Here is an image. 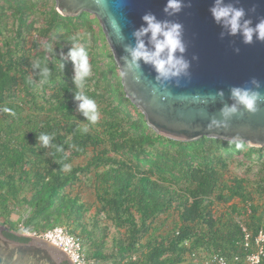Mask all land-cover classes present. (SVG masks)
<instances>
[{
  "label": "trees",
  "instance_id": "16d2710c",
  "mask_svg": "<svg viewBox=\"0 0 264 264\" xmlns=\"http://www.w3.org/2000/svg\"><path fill=\"white\" fill-rule=\"evenodd\" d=\"M100 42L106 38L89 13L63 17L54 0H0L4 235L27 242L14 234L20 226L64 227L82 254L100 264H182L212 255L242 260L251 248H243L241 226L251 247L264 232V148L156 134L126 97L110 50L101 61ZM73 43L88 52L91 75L83 90L98 106L95 124L74 100L67 58ZM37 60L50 69L44 85L32 66ZM40 133L54 134L52 144L62 151L42 147ZM235 162L246 168L244 176L231 173Z\"/></svg>",
  "mask_w": 264,
  "mask_h": 264
},
{
  "label": "water",
  "instance_id": "95a60500",
  "mask_svg": "<svg viewBox=\"0 0 264 264\" xmlns=\"http://www.w3.org/2000/svg\"><path fill=\"white\" fill-rule=\"evenodd\" d=\"M54 2L63 17L83 12L96 17L119 73L125 68L122 57H128L125 48L135 45L133 33L143 25L145 14L181 24L185 51L177 55L188 62L187 74L158 82L153 67L140 62L138 70L126 77L120 75L126 97L144 115L147 126L165 138L192 142L205 137L264 148V103L258 105L255 114L241 109L243 115L233 116L228 128L209 127L211 119H221V109L233 103L232 88H252L264 93V41L254 36L251 43H245L242 34L232 35L215 22L210 12L215 0H182L183 7L174 15L164 12L167 0ZM223 3L243 9L242 22L248 20L252 27L264 20V0ZM144 40L151 47L147 36ZM253 80L259 82V89H255ZM4 231L0 224V264H71L61 250L41 239L20 242L6 237Z\"/></svg>",
  "mask_w": 264,
  "mask_h": 264
},
{
  "label": "clouds",
  "instance_id": "9594fccd",
  "mask_svg": "<svg viewBox=\"0 0 264 264\" xmlns=\"http://www.w3.org/2000/svg\"><path fill=\"white\" fill-rule=\"evenodd\" d=\"M101 2L102 0H97V3ZM182 7V0H167L164 12L168 15H174L180 12ZM210 12L214 21L222 24L230 34H242L245 43H251L254 36L257 40L264 41V20L252 27L250 26V21L243 20L242 22L245 15L243 9L225 5L223 0H215ZM142 21L144 22L143 25L133 33L136 41L135 45L133 47L126 46L125 48V51L128 52V57H122L125 68L121 70L120 75L126 77L130 72L138 70L140 62L153 67L157 73L156 80L158 82L167 81L181 74L186 75L189 64L183 59L182 55H177V53L182 54L185 51V45L182 40V25L159 21L150 13L145 14L142 17ZM146 36L151 47L145 44L144 37ZM43 47L47 52H53L51 44H44ZM67 58L73 65V84L77 89L74 93V100L78 102V111L85 117L86 121L95 124L99 119L98 106L83 90L86 80L91 75L88 52L82 45L73 43L67 53ZM32 66L34 69L39 70V84L48 83L50 69L47 64L45 63L41 67V62L37 60ZM134 78L139 79L138 77ZM251 83L255 86V89L260 88V84L256 80L251 81ZM230 94L233 103L225 105L220 111L221 119L212 118L209 127L228 128V122L233 116L237 114L243 115L241 109L249 114H255L258 111V105L264 103V93L252 88L234 87L230 90ZM218 95L222 96L223 94L218 93ZM4 111L10 112V109L5 108ZM81 131L87 132V126ZM37 139L42 147H55L57 152L62 151L60 146L52 144L54 134L40 133ZM236 147L241 148L242 145L237 143ZM63 171L70 172L71 165L65 164Z\"/></svg>",
  "mask_w": 264,
  "mask_h": 264
},
{
  "label": "built area",
  "instance_id": "2783aa9c",
  "mask_svg": "<svg viewBox=\"0 0 264 264\" xmlns=\"http://www.w3.org/2000/svg\"><path fill=\"white\" fill-rule=\"evenodd\" d=\"M244 233L243 248L249 250L245 257L241 260L239 257H234L232 262L227 261L219 255H212L201 259H193L182 264H260L261 258L264 255V232L259 231L254 239V245L250 246L251 235L242 225ZM19 237L26 239H41L59 250H61L69 259L71 264H100L94 259H87L82 254L80 242L77 237L68 233L64 227L56 226L54 228L38 232L30 229H25L20 226L17 233Z\"/></svg>",
  "mask_w": 264,
  "mask_h": 264
},
{
  "label": "rangeland",
  "instance_id": "374dc122",
  "mask_svg": "<svg viewBox=\"0 0 264 264\" xmlns=\"http://www.w3.org/2000/svg\"><path fill=\"white\" fill-rule=\"evenodd\" d=\"M97 22H98V24H99V21L97 20ZM100 25V24H99ZM101 27V26H100ZM95 30L97 31L98 30V27H96L95 26ZM100 50H99V52H100V59H101V61L104 59V58H106L107 57V50H110V47H109V45H108V42H107V40H106V42L105 43H102V42H100ZM111 51V50H110ZM112 53V52H111ZM104 55V56H103ZM245 170H246V168L243 166H239V165H237V163L235 162V163H232V164H230V171H231V173L233 174V175H237V176H244L245 175ZM255 170H256V168H254L253 169V171H252V173L251 174H249L248 175V177H250V178H252L253 177V175H254V173H255ZM13 219H17L16 217H14L13 216Z\"/></svg>",
  "mask_w": 264,
  "mask_h": 264
},
{
  "label": "flooded vegetation",
  "instance_id": "af4514ba",
  "mask_svg": "<svg viewBox=\"0 0 264 264\" xmlns=\"http://www.w3.org/2000/svg\"><path fill=\"white\" fill-rule=\"evenodd\" d=\"M4 233H5V231H4ZM14 234H15V236L18 237V238H23V237H19L16 233H14ZM24 239H26V238H24ZM26 240H30V239H26Z\"/></svg>",
  "mask_w": 264,
  "mask_h": 264
},
{
  "label": "crops",
  "instance_id": "0c3cea01",
  "mask_svg": "<svg viewBox=\"0 0 264 264\" xmlns=\"http://www.w3.org/2000/svg\"><path fill=\"white\" fill-rule=\"evenodd\" d=\"M14 217H16V218H17V216H14Z\"/></svg>",
  "mask_w": 264,
  "mask_h": 264
}]
</instances>
